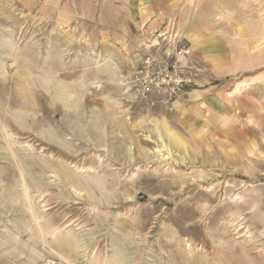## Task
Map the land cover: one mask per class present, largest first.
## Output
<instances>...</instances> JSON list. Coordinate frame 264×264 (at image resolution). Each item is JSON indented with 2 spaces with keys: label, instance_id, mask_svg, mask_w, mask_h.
Instances as JSON below:
<instances>
[{
  "label": "rangeland",
  "instance_id": "374dc122",
  "mask_svg": "<svg viewBox=\"0 0 264 264\" xmlns=\"http://www.w3.org/2000/svg\"><path fill=\"white\" fill-rule=\"evenodd\" d=\"M155 37L0 0V264H264V129L132 95Z\"/></svg>",
  "mask_w": 264,
  "mask_h": 264
},
{
  "label": "crops",
  "instance_id": "0c3cea01",
  "mask_svg": "<svg viewBox=\"0 0 264 264\" xmlns=\"http://www.w3.org/2000/svg\"><path fill=\"white\" fill-rule=\"evenodd\" d=\"M14 1L48 18L78 17L133 40H150L175 25L201 72V89L177 103L203 121H211L209 111L222 120L252 119V135L264 129V0Z\"/></svg>",
  "mask_w": 264,
  "mask_h": 264
},
{
  "label": "built area",
  "instance_id": "2783aa9c",
  "mask_svg": "<svg viewBox=\"0 0 264 264\" xmlns=\"http://www.w3.org/2000/svg\"><path fill=\"white\" fill-rule=\"evenodd\" d=\"M157 33L136 66L130 91L136 98L151 99L172 107L197 85L198 70L191 59V48L175 25Z\"/></svg>",
  "mask_w": 264,
  "mask_h": 264
},
{
  "label": "bare ground",
  "instance_id": "6f19581e",
  "mask_svg": "<svg viewBox=\"0 0 264 264\" xmlns=\"http://www.w3.org/2000/svg\"><path fill=\"white\" fill-rule=\"evenodd\" d=\"M101 60L103 62H113V60L110 57H108V56L101 57ZM160 141L164 144L163 137L160 138ZM174 143L177 144L178 148L180 147L181 141L179 140L177 135L174 136ZM163 149H164V146L161 145V146H159L158 151L162 152ZM130 151H132V149ZM162 159H169V156L168 157L162 156ZM62 167H63V169L66 170L65 177L63 178V182L65 184H70L71 183L72 185L76 184V185H79L80 187H86V188H88L90 190L92 195L94 194L93 191H99L100 194L105 195V196L107 195V189H106L107 186H108L107 182H103L100 187H96V188L93 189V185H92L91 182L90 183L89 182H85L86 184H84V182H82V184H80L81 183L80 180L78 181V179L75 177V175L71 174V172H69L67 170V168H66V166H64V164L62 165Z\"/></svg>",
  "mask_w": 264,
  "mask_h": 264
}]
</instances>
